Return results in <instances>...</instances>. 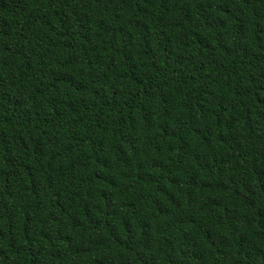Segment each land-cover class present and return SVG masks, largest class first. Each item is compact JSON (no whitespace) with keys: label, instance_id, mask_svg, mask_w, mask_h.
Here are the masks:
<instances>
[{"label":"trees","instance_id":"16d2710c","mask_svg":"<svg viewBox=\"0 0 264 264\" xmlns=\"http://www.w3.org/2000/svg\"><path fill=\"white\" fill-rule=\"evenodd\" d=\"M0 264H264V0H0Z\"/></svg>","mask_w":264,"mask_h":264}]
</instances>
